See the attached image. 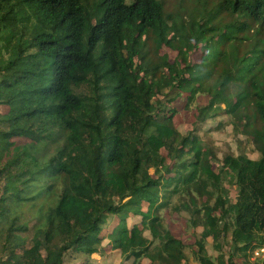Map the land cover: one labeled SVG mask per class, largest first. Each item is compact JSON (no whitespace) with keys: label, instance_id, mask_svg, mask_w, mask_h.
Masks as SVG:
<instances>
[{"label":"trees","instance_id":"16d2710c","mask_svg":"<svg viewBox=\"0 0 264 264\" xmlns=\"http://www.w3.org/2000/svg\"><path fill=\"white\" fill-rule=\"evenodd\" d=\"M174 1L0 0V264H248L264 244V0ZM224 117L257 159L218 158L202 131ZM41 196L36 224L16 213Z\"/></svg>","mask_w":264,"mask_h":264},{"label":"rangeland","instance_id":"374dc122","mask_svg":"<svg viewBox=\"0 0 264 264\" xmlns=\"http://www.w3.org/2000/svg\"><path fill=\"white\" fill-rule=\"evenodd\" d=\"M165 7L166 8H173L176 4L174 0H165ZM190 0H185L183 2V5H188ZM191 3V1H190ZM178 6V5H177ZM199 4H197V7ZM222 17L221 20L223 19ZM163 53L167 54L169 62H172L175 58V53L170 51L169 49H163ZM198 55L194 54L193 59H197ZM185 95H182L180 98H178L174 103L173 107H175V112L173 114V125L174 127L179 130L180 132H185L190 129L192 126V123L194 122V116H195V109L193 108H187L185 106ZM207 102V98L202 96L198 98L197 104L198 106H203ZM4 113L7 112V109H4ZM218 122L222 123V126H217L216 122H214L212 125L210 123H207V125L203 128L202 135L214 145V148L216 150L218 158H221L225 153H230L233 155L236 154H244L250 159H257L258 153L253 148V145L250 142V138L247 136H244L242 134L241 129H239L237 132H234L233 126L230 125V123L227 122V119L224 117L222 119H219ZM207 132V133H206ZM217 163L213 161L212 168L216 170ZM40 184H43L40 183ZM39 183L36 185H33L30 188V191L27 193L28 195H34L35 191L37 190ZM47 205V198L45 196H41L35 200L33 205H30V203L26 204H20L16 208V213L24 215L25 218H27L28 222L31 224H36L37 221L41 220V216L37 215V211L39 207H46ZM40 216V217H39ZM163 219L166 228L169 230L171 235L175 237L176 239L181 240V242L184 245H192L194 242L193 234L195 232H198V230L191 229L187 226L186 219L184 215H178V214H169L167 211L163 212ZM140 219L138 217L132 218V221H129V224L132 222H139ZM117 219H115L111 225L106 227L105 232L101 235L104 237L105 234L110 232L116 225ZM106 253H110V249H105ZM94 260L96 262H99V264H107L103 260L99 261L98 256H93ZM249 259V256L245 259V262L250 261L252 263V258ZM13 261H11L10 258H8L6 261H4L1 264H13ZM143 264H148L149 262L147 260H142ZM117 261L114 260L112 264H116Z\"/></svg>","mask_w":264,"mask_h":264},{"label":"built area","instance_id":"2783aa9c","mask_svg":"<svg viewBox=\"0 0 264 264\" xmlns=\"http://www.w3.org/2000/svg\"><path fill=\"white\" fill-rule=\"evenodd\" d=\"M252 258V263L248 264H264V244L257 246L250 252L249 259Z\"/></svg>","mask_w":264,"mask_h":264}]
</instances>
